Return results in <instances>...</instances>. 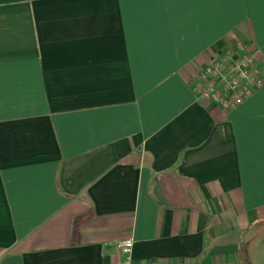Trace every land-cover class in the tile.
Here are the masks:
<instances>
[{"label": "crops", "instance_id": "obj_1", "mask_svg": "<svg viewBox=\"0 0 264 264\" xmlns=\"http://www.w3.org/2000/svg\"><path fill=\"white\" fill-rule=\"evenodd\" d=\"M242 43L232 110L191 82ZM264 264V0H0V264Z\"/></svg>", "mask_w": 264, "mask_h": 264}, {"label": "built area", "instance_id": "obj_2", "mask_svg": "<svg viewBox=\"0 0 264 264\" xmlns=\"http://www.w3.org/2000/svg\"><path fill=\"white\" fill-rule=\"evenodd\" d=\"M262 70L253 52L242 43L224 55L209 61L191 82V91L196 103H215L232 110L249 98L262 85ZM134 247L132 239L120 241L117 250L123 261L131 264Z\"/></svg>", "mask_w": 264, "mask_h": 264}]
</instances>
